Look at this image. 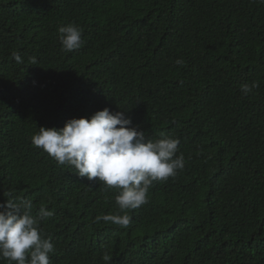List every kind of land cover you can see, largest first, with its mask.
Segmentation results:
<instances>
[{
	"label": "trees",
	"instance_id": "1",
	"mask_svg": "<svg viewBox=\"0 0 264 264\" xmlns=\"http://www.w3.org/2000/svg\"><path fill=\"white\" fill-rule=\"evenodd\" d=\"M69 23L83 30L72 52L58 35ZM104 108L125 112L147 139L178 138L185 159L127 210V228L96 219L118 213L116 189L31 143L40 127ZM8 200L54 212L39 225L55 245L50 264H264V4L0 0V203Z\"/></svg>",
	"mask_w": 264,
	"mask_h": 264
},
{
	"label": "clouds",
	"instance_id": "2",
	"mask_svg": "<svg viewBox=\"0 0 264 264\" xmlns=\"http://www.w3.org/2000/svg\"><path fill=\"white\" fill-rule=\"evenodd\" d=\"M264 4V0H259ZM62 49L68 52L83 45V30L75 23L58 29ZM22 63L18 53H13ZM36 64V58L30 57ZM177 65L183 60L177 59ZM258 85L243 84L242 95L248 96ZM125 112H111L108 108L96 111L90 118H72L65 125L40 127L31 138L36 148L43 150L59 165L76 170L80 177L100 181L107 189H116L117 214L96 219L127 228L131 217L127 210L137 209L148 202L154 182L167 181L185 167L183 154L177 155L180 140L173 136L147 139L145 132L133 127ZM30 200L19 203L8 200L0 203V261L7 264H50L55 253L51 237L40 230V222L54 215L45 207L32 214Z\"/></svg>",
	"mask_w": 264,
	"mask_h": 264
}]
</instances>
